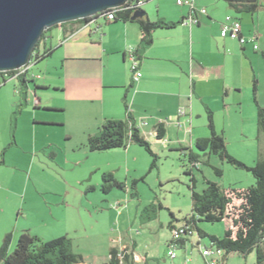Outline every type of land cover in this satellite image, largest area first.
Returning <instances> with one entry per match:
<instances>
[{
	"label": "rangeland",
	"instance_id": "1",
	"mask_svg": "<svg viewBox=\"0 0 264 264\" xmlns=\"http://www.w3.org/2000/svg\"><path fill=\"white\" fill-rule=\"evenodd\" d=\"M156 4L157 1L152 0L145 7L154 11ZM237 14L249 22V14ZM45 34L40 54L45 46L55 44L59 30L53 28ZM59 67L56 57L46 63L40 59L30 67L28 74L34 76L36 83H42L51 74L57 77L61 72L56 69ZM258 68L264 93V60ZM30 85L33 86V82ZM16 86V79L11 78L0 87V229L14 227L18 219L19 224L30 223L39 232L48 231L46 240L67 235L72 241V250L89 264H101L109 256L110 246L129 245L131 248L133 243V264H142L138 259L144 254L156 257L148 260L149 264H203L193 241L186 245V251L178 246L175 259L164 257L170 237L169 222L178 225L192 211L191 176L186 173L189 163L182 150L143 133L156 155L152 167V156L133 142L125 149L91 152L86 146L90 135L87 132L92 126L96 133L101 125L91 121V105L69 107L61 115L55 110H45L51 108L48 106L35 108L33 96L22 94L20 98ZM52 91L53 88L42 93L43 102L61 98L63 104H68ZM19 102L21 113L18 112ZM13 109L17 112L11 124L9 115ZM55 119L60 120L50 121ZM231 131L234 132L235 127L231 126ZM10 142L12 145H8ZM261 144L254 136L246 138L244 143L232 141L231 149L239 156L235 158L252 166ZM200 159L220 168L222 174L217 176L209 165L198 164L199 170L193 168L198 191L205 187L204 179L224 188H246L255 182L250 171L234 167L214 154L200 153ZM104 172L112 173L124 184V189L114 185L104 193L100 189ZM198 225L209 234H224L222 221H203ZM194 237L197 238V234ZM201 241L202 245L210 243L208 237ZM254 262L253 252L245 256L231 252L225 264Z\"/></svg>",
	"mask_w": 264,
	"mask_h": 264
},
{
	"label": "crops",
	"instance_id": "2",
	"mask_svg": "<svg viewBox=\"0 0 264 264\" xmlns=\"http://www.w3.org/2000/svg\"><path fill=\"white\" fill-rule=\"evenodd\" d=\"M141 1L139 9L144 10L151 21L178 22L191 13L188 6L178 5L173 0H156L154 11L145 7L152 0ZM224 2L195 0L197 7L206 9L205 14L197 13L198 23L181 22L172 27L156 28L152 32L151 44L146 46L141 42L140 26L134 20L106 21L92 17L86 21L60 24L55 27L59 30L55 44L44 47L50 48V53L42 59L46 63L56 57L60 64L56 69L61 72L57 77L53 74L45 77L42 83H36L34 76L28 75L24 96L36 98L38 103L35 108L48 106L51 108L44 109L61 112V115L69 107L91 105V121L98 125L105 119L125 120V105L128 104L129 112L142 133L155 136V127L164 124L165 136L162 141L169 142L172 147L188 148L182 150L184 154L197 152L194 150L195 139L209 136V109L213 114L215 129L223 133L226 149L232 156L239 157L231 149L232 141L244 143L246 138L254 136L262 143L258 152L264 151V136L257 132L256 105L252 93V80L256 77V101L264 106L258 68L264 60V28L261 26L264 25V8L253 15L249 14L248 22L246 17L235 13ZM227 15L240 20L243 36L257 35L258 49L255 50L250 42L241 45L238 40L220 36L221 23ZM130 49L136 51L141 71V77L136 81L132 78L126 55ZM30 82H33V86ZM16 85V93L21 98L23 89L20 90L17 79ZM51 88L54 95H61L70 106L63 104L61 98L43 102L42 93ZM19 107L21 113V102ZM181 107L185 109L183 116L178 114ZM16 112L17 109L10 112L11 124ZM231 126L235 127L234 132ZM87 133L95 134L94 127L90 126ZM15 143L18 141L15 140ZM22 232L43 240L48 239L49 233H43V230L39 232L30 223L19 224L17 219L14 227L3 226L0 229V245L7 233L11 234L12 245ZM197 240L203 243L202 238L189 239L194 244ZM187 244H180V248L186 251ZM124 247H127L129 257L123 264H133L135 243L131 248L129 245ZM108 257L101 264H106ZM164 257H168L166 251ZM150 259L156 257L144 254L138 260L142 264H149Z\"/></svg>",
	"mask_w": 264,
	"mask_h": 264
},
{
	"label": "trees",
	"instance_id": "3",
	"mask_svg": "<svg viewBox=\"0 0 264 264\" xmlns=\"http://www.w3.org/2000/svg\"><path fill=\"white\" fill-rule=\"evenodd\" d=\"M135 0H128L127 3L115 9L114 17L111 21H130L131 16L139 7L131 6ZM235 13L255 14L264 8V0H223ZM91 17L74 21H86ZM185 18L178 22H166L163 20L151 21L145 14L143 17L134 19L141 30V42L143 46L152 42V32L156 28L172 27L183 22ZM109 21V20H106ZM68 22L62 23L66 24ZM48 28L49 31L57 26ZM46 34L43 32L36 46L33 48L30 59L38 61L50 53V48H44L39 53V47L45 42ZM136 54V51H135ZM17 71H8L11 76ZM0 75H3L0 73ZM29 74H20L16 79L19 82L20 90L25 94L26 77ZM30 76V75H29ZM257 78L252 80V93L256 105L257 132L264 136V106H260L256 101ZM127 118L105 119L95 134L87 137V147L90 151H104L114 148H126L129 142H133L143 147L153 158L151 167L155 163L156 155L151 148V144L136 124V120L129 112L128 104L125 105ZM20 110H18L19 112ZM207 127L209 136L199 137L194 141L197 152L188 151L186 153L189 167L186 170L190 177V198L191 214L183 218L196 231L199 239L208 237L209 242L224 250L223 262L229 253L237 252L243 256L253 252L255 262L252 264H264V151H259L252 166H248L242 161L232 156L226 149L225 137L222 132L215 129L212 111L207 109ZM155 138L162 140L165 136L164 124L155 127ZM187 150L188 148H179ZM4 150H2L3 152ZM1 152V155H3ZM200 153L203 155L214 154L221 160L226 161L237 168L250 171L255 182L246 188H224L217 182L204 179L205 187L198 191L196 188V178L193 168L199 170L198 164L209 165L217 176H221L220 168L211 165L208 160L202 161ZM117 185L124 189V184L117 181L112 173L104 172L100 189L107 193L112 186ZM222 221L225 224L224 234L218 236L209 234L199 227V222ZM169 227L173 224L169 222ZM12 237L7 233L0 245V264H79L83 262V256L72 250V241L66 235H61L50 240H43L36 235L22 232L10 251ZM191 243L189 239H181L179 244ZM127 247L119 249L117 246L110 247L109 257L106 264H123L127 262ZM204 264V263H203ZM247 264V263H246Z\"/></svg>",
	"mask_w": 264,
	"mask_h": 264
},
{
	"label": "water",
	"instance_id": "4",
	"mask_svg": "<svg viewBox=\"0 0 264 264\" xmlns=\"http://www.w3.org/2000/svg\"><path fill=\"white\" fill-rule=\"evenodd\" d=\"M127 1L0 0V71H13L27 64L48 28L122 7ZM144 15V10H135L131 20Z\"/></svg>",
	"mask_w": 264,
	"mask_h": 264
},
{
	"label": "built area",
	"instance_id": "5",
	"mask_svg": "<svg viewBox=\"0 0 264 264\" xmlns=\"http://www.w3.org/2000/svg\"><path fill=\"white\" fill-rule=\"evenodd\" d=\"M141 3H142L141 0H135L132 2L131 6L140 7ZM176 3L178 5L188 6L191 10L190 15L188 17H185V20H183V22H186L189 24H196L198 23L197 13H200V14L206 13L205 8L197 7L195 5V0H176ZM115 9L117 8L107 9L104 12L97 13L95 16H92V17L102 18L104 20L111 21L114 17ZM220 36L223 38H230V39L238 40L241 45L245 44L246 42H250L255 50L258 49L257 35L253 34V35H250L249 37L243 36L241 33V23L237 17H233L231 15L225 16L224 20L221 23ZM126 55L129 60V68L132 74V78L133 80L136 81L141 77V71L139 69V62H138L137 56L135 54V51L132 49L128 50ZM35 62L36 60L30 59L27 64L20 67L19 69H16L17 72L11 76L8 74V71H0V73L3 74V75H0V87L3 86L8 79H11V78L16 79L20 74L28 73L30 67ZM30 76L33 77V75H30ZM33 99H34L35 104H37L38 101L36 100V98L34 97ZM178 114L180 116L185 115V109L183 107L179 108ZM195 234L196 232L193 229V227L186 221H181V223L178 225L173 224L170 227V237L166 241V246L168 248L166 250V253L168 257H170V259H175L176 257L175 249L178 246H180L179 244L180 240L189 239L191 237H194ZM195 245L203 259L204 264H224L223 262L224 250L223 249L218 248L217 246H214L211 243H209V245H202L200 243V240L199 241L197 240V243ZM119 249H122V248H119Z\"/></svg>",
	"mask_w": 264,
	"mask_h": 264
},
{
	"label": "flooded vegetation",
	"instance_id": "6",
	"mask_svg": "<svg viewBox=\"0 0 264 264\" xmlns=\"http://www.w3.org/2000/svg\"><path fill=\"white\" fill-rule=\"evenodd\" d=\"M39 53H40V50H39Z\"/></svg>",
	"mask_w": 264,
	"mask_h": 264
}]
</instances>
